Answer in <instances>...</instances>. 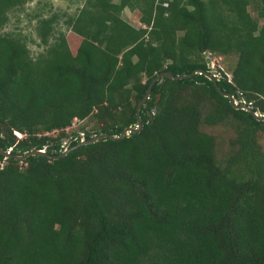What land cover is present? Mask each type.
Returning a JSON list of instances; mask_svg holds the SVG:
<instances>
[{"label": "trees", "instance_id": "16d2710c", "mask_svg": "<svg viewBox=\"0 0 264 264\" xmlns=\"http://www.w3.org/2000/svg\"><path fill=\"white\" fill-rule=\"evenodd\" d=\"M26 1L0 0V28ZM36 21L35 56L0 32L2 150L56 155L78 132L118 135L156 74L209 71L190 59L203 50L235 54L216 85L264 115L251 102L264 103V0H83L66 34L53 33L56 13ZM139 117V132L57 159L0 154V264H264V121L200 73L155 81ZM73 118L92 128L69 131ZM226 119L234 135L219 163L199 126Z\"/></svg>", "mask_w": 264, "mask_h": 264}, {"label": "rangeland", "instance_id": "374dc122", "mask_svg": "<svg viewBox=\"0 0 264 264\" xmlns=\"http://www.w3.org/2000/svg\"><path fill=\"white\" fill-rule=\"evenodd\" d=\"M82 2L83 0H27L22 6L14 7L7 12V20L0 28V32L21 37L28 47L29 54L31 56H35L43 48V46L39 44V39L36 35V20L40 17L56 13L57 22L54 24L53 33H56L57 31H63L66 34L67 30L63 21L68 16H70L78 6H81ZM248 9L250 13L254 15L251 7ZM121 16L126 21L135 25L138 20L139 12L138 10L129 11L127 8H124ZM70 35V33L68 36L66 35L68 40ZM202 57L205 58L203 52L199 54L196 53V55L191 56L190 59L199 61L202 59ZM235 58L236 56L234 53H227L226 55L210 54L209 61L207 63L210 74H215L217 77H219L220 71H226L227 67H230L234 63ZM227 76L229 77L228 73ZM234 100L236 103L243 102L238 98H235ZM251 102L252 105L254 104L256 107H259L260 105L264 107V103H259L256 98H252ZM247 105L251 106L250 104ZM205 107H208V105L205 104ZM256 113L261 114L259 110H257ZM234 122L235 121L226 119L222 123L216 125H204L201 123L199 126L201 130L214 136L215 158L219 163H221L222 159H224L231 151L229 140L234 135L232 125ZM79 128L81 130L90 129L92 128V122L85 118L75 126L71 127L69 131ZM256 141L260 148L264 150V131H258L256 133Z\"/></svg>", "mask_w": 264, "mask_h": 264}, {"label": "water", "instance_id": "95a60500", "mask_svg": "<svg viewBox=\"0 0 264 264\" xmlns=\"http://www.w3.org/2000/svg\"><path fill=\"white\" fill-rule=\"evenodd\" d=\"M203 54L205 56V61L206 63H208L209 61V56L210 54L203 50ZM194 73H200V74H203L206 78H208L209 80H211L215 86V89L221 93L223 96L227 97L228 99V102L231 106H233L234 108L236 109H243L247 112H249L252 116H254L256 119L258 120H261V121H264V115L262 114H257L256 111H253L251 106H248L247 104H245L244 102H241V103H236L234 102V99L232 97V95L228 94V93H223L222 91H220V89L217 87L216 85V78L210 74L209 71H203L201 69H193L190 73L188 74H179V75H173L170 71H163V72H160L158 74H156L148 83L145 91H144V94L142 96V98L138 101V103L136 104L135 106V119H136V124L135 126H125L120 132L118 135H110V134H107V133H100L98 135H94V136H91L90 138L88 139H82V140H79L77 141L74 145L70 146V147H66L65 149H62L58 154L56 155H49L48 153H46L45 151H41L39 149H30L28 151H25L24 153L22 154H12L10 153V151H6V150H2L0 148V154L4 157V158H8V157H13L17 160H23L24 158L30 156V155H44V156H47V157H50L52 159H57L59 157H62L63 155H65L68 151H70L71 149L73 148H76L80 145H83V144H88V143H92L94 141H97L99 139H103V138H110V139H120L122 138L124 135H127L129 132H139L141 127H142V123H141V120H140V117H139V108L140 106L144 103L145 99L148 98V94H149V91H150V88L152 86V84L157 81L158 79L160 78H163V77H166V78H170V79H182V78H186V77H189L191 76L192 74Z\"/></svg>", "mask_w": 264, "mask_h": 264}, {"label": "built area", "instance_id": "2783aa9c", "mask_svg": "<svg viewBox=\"0 0 264 264\" xmlns=\"http://www.w3.org/2000/svg\"><path fill=\"white\" fill-rule=\"evenodd\" d=\"M213 76H214L215 78H217V75L213 74ZM227 77H228V76H227ZM234 102H236V101L234 100ZM78 122H79V121H78L76 118H73L72 121H71V126H72V127L75 126ZM13 133H14L18 138L20 137V134H19L18 132L13 131ZM78 136H79V140H82V139H83V133H82V132H78ZM73 138H75V137H73ZM79 140H78V141H79ZM68 143H69V141H68L67 139H64V140H62V142H61V144H60V147H61L62 149H65V148L67 147ZM62 149H61V150H62ZM39 150L44 151V147H43V148H40ZM6 151H10V147H9Z\"/></svg>", "mask_w": 264, "mask_h": 264}, {"label": "crops", "instance_id": "0c3cea01", "mask_svg": "<svg viewBox=\"0 0 264 264\" xmlns=\"http://www.w3.org/2000/svg\"><path fill=\"white\" fill-rule=\"evenodd\" d=\"M130 23V22H129ZM131 24V23H130ZM131 25H133V24H131ZM139 25V21L137 20V23L135 24V25H133V26H138Z\"/></svg>", "mask_w": 264, "mask_h": 264}]
</instances>
